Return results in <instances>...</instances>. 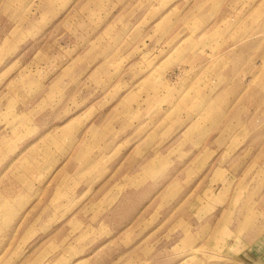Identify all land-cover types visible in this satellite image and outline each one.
Listing matches in <instances>:
<instances>
[{"label":"rangeland","instance_id":"obj_1","mask_svg":"<svg viewBox=\"0 0 264 264\" xmlns=\"http://www.w3.org/2000/svg\"><path fill=\"white\" fill-rule=\"evenodd\" d=\"M263 147L264 0H0V264H264Z\"/></svg>","mask_w":264,"mask_h":264},{"label":"crops","instance_id":"obj_2","mask_svg":"<svg viewBox=\"0 0 264 264\" xmlns=\"http://www.w3.org/2000/svg\"><path fill=\"white\" fill-rule=\"evenodd\" d=\"M259 119H257V121H258ZM247 124L249 123V121H245ZM250 127H253V125L252 124H248V128L246 129V133L245 134H247V133H249V131H250ZM257 128L259 129V125H257ZM252 129V128H251ZM259 151H260V153H261V149H259ZM262 156H257L258 158H262V159H264V147H263V151H262ZM182 260H179L178 262L176 261L175 262V260L174 259H172V260H169V262H168V264H184V262H181ZM196 264H199V263H196Z\"/></svg>","mask_w":264,"mask_h":264}]
</instances>
